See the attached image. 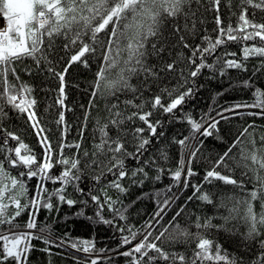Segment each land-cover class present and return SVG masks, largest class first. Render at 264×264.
I'll list each match as a JSON object with an SVG mask.
<instances>
[{
	"label": "snow or ice",
	"instance_id": "obj_1",
	"mask_svg": "<svg viewBox=\"0 0 264 264\" xmlns=\"http://www.w3.org/2000/svg\"><path fill=\"white\" fill-rule=\"evenodd\" d=\"M195 2L199 4L201 0ZM191 3L192 0H0V17L5 21L0 28V120L8 115L5 108L26 116V122L37 135L43 149V158L38 159L16 132L0 127V264H28L33 239H44V244L51 246L53 241L50 237L43 238L32 231L36 228V215L40 209L59 210V206L64 204L69 208L81 204L83 207L76 213L77 216L116 228L121 233V238L117 249L113 251L116 255L127 258V264H264V155H260L262 150L255 146L254 132H249V128L255 129V125L245 128L232 146L219 155L213 161L212 168L206 171L203 177L205 183L211 184L215 180L239 189L238 194L225 195L218 203H214L212 194L204 192L202 184H191L190 178L197 175L191 165L203 146L204 138L217 131L219 120L210 114L197 120L191 113L183 112V105L194 94V88L188 86L190 80L195 81L205 69L210 73L209 79L215 78L217 74L223 77L229 74V70L246 72L247 62L257 59L252 76L241 80L239 84L241 88L254 89L253 101L231 105L217 112L216 116L226 119L223 112L235 113L237 109L244 108L259 109L247 114L264 117V90L254 83L256 74L264 73V17L260 22L256 19L258 12L264 13V0H239L235 8L233 0H227L225 6L230 15L236 18L235 24L231 21L225 24L222 18L221 7L225 0H208L204 10L214 13L215 35L202 36L201 43L195 46L187 43L179 24L173 28V35L178 37L177 46L190 50L191 55L185 56L181 51L177 59L166 63L161 69L178 77L176 86L162 90L169 98L167 104L163 103L162 95H154L145 100L143 92L147 89L135 87L129 82L133 77L140 76L145 78L144 83L149 78H159L158 72L146 63L151 53L146 50L145 43L150 37H159L161 24L166 18L195 17L196 13L189 8ZM196 23L194 20L192 29H188L187 24L184 28L191 32ZM109 28L111 34L107 38L108 48L102 53L103 63L93 82V99L89 104L94 105L95 98L99 96L112 97L114 102L110 100L106 105L107 116L103 118V122L100 119L96 121L99 135L94 137L92 150L81 153L80 142L69 144L65 139L67 125L64 111L60 110L66 108L65 74L74 63L87 66L86 54H95L96 46L104 47L98 34L107 32ZM89 33L91 44L83 39ZM61 35L67 38L64 49L66 53L71 51V55L67 60V67L58 71L49 60L48 52L53 49L54 38ZM124 39L127 43L120 47V41ZM230 43L240 46L239 55L228 51ZM163 50L162 47L158 49L156 44L152 45L153 52ZM25 58L34 62L36 74L46 71L59 81L58 96L54 101L59 106L55 123L58 128L64 125V132L61 135L62 142L58 145V154L37 115L38 101L33 95L34 88L20 80L14 66L16 61H23ZM185 62L187 71L180 66ZM27 71L29 74L33 72L31 68ZM9 76L13 79H9ZM236 86L230 82V87ZM129 93L132 94L131 99H119L120 94L127 96ZM136 100L141 102L137 104ZM148 105L151 110L145 111ZM129 108L135 111L129 114ZM152 110H162L190 126L189 135L180 139L173 138V143L179 145L181 158L177 168L170 170L173 184L165 191L171 192L178 184H182L184 189L191 187L193 191L188 196V201L197 199L224 209L227 213L223 216L225 223L231 220L241 221L246 228L243 235L249 245L246 251L252 253L250 258L228 253L199 231L192 233L187 228H181L176 224V219L181 214L179 212L169 221L174 228L167 238L175 241L184 237V242H195V248L190 254L188 251L166 250L162 242L168 229L165 228L159 234H154L153 229L160 223L165 208L176 199L175 194L158 205L159 211L140 229L117 222L127 221V206L124 205L123 197L128 194L129 186H125L123 182L127 179L130 180V186L143 187L146 181H159L164 172V168L159 166L160 160L168 159L164 149L145 158L152 139L164 135L163 132H157L160 121L153 122L150 119ZM87 119L86 114L85 120ZM136 120L145 127H127L129 122L134 123ZM113 128L116 130L115 136L109 134ZM145 132L147 136L144 135ZM80 136L83 140V131ZM129 136L133 150H129ZM245 136L253 137L252 150L242 149L240 153L241 159L245 161L243 167L247 171L239 179L217 171L221 167L227 168L229 172L233 171L231 161L235 157L231 155L232 149ZM260 140L264 142V135H261ZM10 141H15L16 144L11 145ZM66 148H75L76 154L65 156ZM129 159L136 162L135 168L127 167L126 160ZM249 160L252 166L247 163ZM57 166L61 168L59 174L53 172ZM236 166H240L239 161ZM89 169L98 171L92 176L93 188L86 191L80 185ZM153 170L155 175H150ZM13 172L16 174L13 175ZM248 172H252V175L248 176ZM109 174L113 178L97 192L96 187ZM34 178L37 181L35 190L30 193L28 182ZM48 182L58 187L49 190L46 186ZM249 183L251 188L246 187ZM70 187L73 190L71 194L68 192ZM109 189L118 194L115 199L108 194ZM73 195L76 198H72ZM156 195L159 196L160 193L157 192ZM89 206L95 208L94 216H85L84 210ZM105 210L111 213V219L105 217ZM24 214H27L28 219L22 226L17 221ZM212 219L205 217L201 221L197 217L196 229L223 227L214 225ZM39 231L43 234L46 229L40 228ZM56 247H69L77 253H84L83 258L74 256L75 264H101L102 259H111L103 256L105 249H96L95 244L89 241L61 238ZM121 248L126 250L119 251ZM42 250L50 253V247Z\"/></svg>",
	"mask_w": 264,
	"mask_h": 264
},
{
	"label": "trees",
	"instance_id": "obj_2",
	"mask_svg": "<svg viewBox=\"0 0 264 264\" xmlns=\"http://www.w3.org/2000/svg\"><path fill=\"white\" fill-rule=\"evenodd\" d=\"M63 2V0H62ZM227 0H225V4H222L221 9L226 10ZM208 1L202 2L204 7L207 6ZM239 3V0H233V8L236 7V5ZM204 9L201 6L194 7L192 12L196 13L195 17L189 16L185 18L184 16L179 17L178 19L174 18H166L164 23L161 24V33L158 38L151 37L149 41L147 42L148 46V52L151 53L147 58V63L154 68L155 63L158 61L157 68L154 69L158 72L159 78L153 80L152 78H149L147 80V83H144L145 78L135 77L130 80V82L139 88H146L147 90L143 92V96L145 100L150 99L154 95H162L163 103L167 104L169 102V98L166 93H162V90L164 88L171 89L174 86L177 85V76L169 75L165 73L164 71H161V69L164 67L166 63H171L173 60L177 59V55L179 52L183 51L184 54H186L187 49H183L182 46H177L176 41L178 39L177 36L173 35V28L179 24L181 27V34L186 37L187 43L190 45L195 46L196 41L198 38L201 39L202 36L209 34V28L211 29V35H215L212 31L213 28V16L212 17H206L204 15ZM262 13L258 12L256 19L258 20ZM194 20L197 22L195 28L189 32L184 28V25L187 24L188 29L193 28V22ZM206 21H209V28L207 27ZM236 22V21H235ZM235 24V23H233ZM206 26V27H205ZM46 42H47V38ZM67 43V38L63 35L55 37L54 38V45L53 49L48 52L49 55L55 56L52 60L57 61L59 59V62L61 60L66 59L69 55L68 53H71V51L67 52L64 49V44ZM120 43L126 44L127 40H121ZM156 44L157 48H163V51L153 52L152 51V45ZM236 44H229L228 50H234ZM222 51V50H221ZM95 54H86L87 61H95L97 57H95ZM21 61H16L15 64L19 65ZM89 63V62H88ZM258 63L257 59H251L248 61V65H250V70H254V65ZM20 66L26 70V75L24 78H21V71H17L20 80L24 83L31 81L34 86V92L33 95L38 101L37 104V115L40 119L41 125H43L45 128L49 129L48 127L52 126V130H56V127L53 126V122L58 118V107L54 104L55 99L58 96L57 88H58V80L51 77L46 71L42 72L40 74H36L35 72V64L32 60L27 61L26 63L23 62ZM31 68L33 70L32 74H29L27 69ZM84 71L80 69L79 66L72 64L70 67H68L66 77H65V94L68 95V98H70V101L72 100L73 109L71 111L63 110L65 114V124L67 125V133L65 136L66 142L69 144H74L77 142L78 138H81L80 131L78 132V129L81 130V123L84 119V116L87 112L88 114V122L93 123L92 126L93 129L89 130L86 134L88 137H84L83 139L88 142L89 148L92 149L94 137H98L99 133L97 132V124L96 121L100 119L103 122V118L107 116V113L105 111V107L108 104V102L111 100L114 102L112 97H103L99 96L95 98L94 105L90 106L89 101L93 99L92 95H89L90 89L87 83V76L83 73ZM247 71L245 74H239V75H225L223 77H220L218 74L215 78L219 79L221 83L227 84L229 87V92L227 94V101L223 104L219 103V98L217 96L218 89L214 90V85L211 82V79H209L210 73H207L204 75L205 81L204 86L205 89H203L199 95V100H196L195 94H193L192 97L188 98L186 103L183 105V112L191 113L194 119L199 120L201 117H207V115H211L215 117L217 120H219V123L217 125V131L213 132L212 136H209L207 138H204L203 146L200 150V158L207 162L209 161L210 168L213 166V161L218 158L219 155H222L223 152L228 150L227 146L222 141V136H226L225 140H232L233 134L239 132H234L235 130H241V132L247 128L249 125L254 124L255 129L249 128V132H254V138L256 141V148L261 149L262 153H264V142H261L260 137L261 135H264V117L261 116H252L253 121L251 123H245L246 117L245 114H247L249 111H259V109H239L238 114L235 116V119L228 118L225 113L223 114L226 119H221L220 117L216 116V113L219 111H222L223 109L238 104L239 102L244 103L248 102L251 103L253 101V96L251 95L249 98H245L242 95H240V92H243L244 88L239 87L240 81L244 79L245 75H247ZM252 76V75H251ZM9 79H13V77L9 76ZM218 80V81H219ZM255 81L259 83L257 87L264 90V87L262 85L261 81V75L255 77ZM231 84L237 85L236 87H230ZM192 85V82H191ZM32 86V84H31ZM253 91V90H252ZM129 96V94L127 95ZM132 96V94L130 95ZM192 101H195L193 104L190 103L191 99ZM141 102V101H140ZM139 102V103H140ZM138 103V104H139ZM214 103V104H213ZM217 104V105H215ZM146 111L151 110L150 105L146 106ZM5 111L8 113V115L0 120V127L5 129L6 131H12L16 132L21 140L29 146V148L37 155L38 159L43 158V149L41 147V144L39 142L38 137H36L34 140L31 141V137L28 134H31L30 131L26 130V116H23L21 114H18L17 112L13 111L11 108H5ZM153 115L150 117V119L154 122L156 120L160 121V125L157 128V132H163L164 135L160 136L158 139L153 138L152 141H156L154 143L153 149L149 148V152L145 154V156H150L153 153H158L159 149H164L167 152L168 159H172L173 156H178L177 148L179 145H176L173 143V138H183L184 136H187L183 134V131H180V128H171L170 126H167L169 121L166 118H163L162 110H152ZM226 112V111H225ZM161 119H160V116ZM180 115V113H179ZM92 116H94V119H92ZM138 121V120H137ZM140 124V127H145L142 122L138 121ZM187 125L186 122H182ZM29 126V125H28ZM77 127V131L75 132L74 129ZM63 132H64V125H62ZM29 129L32 130L29 126ZM58 130H56L57 133ZM114 133H116V130L113 128L111 129ZM56 133L54 134V137H49L56 153H59V143H61V135L60 131L56 136ZM219 133L220 137L215 138V134ZM233 133V134H232ZM147 136V132L144 134ZM84 136V134H83ZM248 140V146L252 147V136H246ZM11 145H15V141H10ZM129 150L132 149V144L129 146ZM240 153L233 152L231 155L235 157L233 161H231L233 171L230 173L233 174V176L236 179L241 178V174L246 172L247 169L243 167V164L245 161L241 159ZM65 156H72L75 153V148L71 149H65L64 152ZM264 155V154H263ZM163 161H159V166L162 165ZM239 161L240 166H236V162ZM249 165H251V161H247ZM127 167L129 169L136 167V162L134 160L129 159L126 163ZM61 168L60 166H57L53 169V172L55 174H59ZM98 170H86V173L83 177V180L81 182V187L85 188L87 191L89 188H93L94 182L92 180V176L95 175V173ZM200 171V170H199ZM217 171L223 172H229L227 168L221 167L218 168ZM186 172V171H185ZM196 172V171H194ZM197 173V172H196ZM16 173L13 172V175ZM150 175H155V171H151ZM252 172H248V176H251ZM197 176V175H195ZM192 176L190 178V183L194 184L196 177ZM113 177L111 174L107 176V181L111 180ZM183 178V176H182ZM107 181L103 182L101 185L96 187L97 192L99 191V188L103 187L104 184L107 183ZM36 179L28 182L29 192L32 193L35 190L36 185ZM125 186H129V192L126 196L123 197V199L127 202L125 203V206H127V220L133 221L134 218L137 217L135 214H138L142 212L143 209H145L146 204L148 208L152 209V217L159 211L158 205L163 204V199L157 200L156 202H153L154 198H157L156 195L157 192L163 193V191H160V185L157 183L150 181H146L143 187H136V186H130V180H125L123 182ZM203 185V191L208 192L213 195L218 196L220 198H223L225 195L231 196L239 193V189H234L232 185H225L220 186L219 181H212L211 184H205L204 182L201 183ZM49 190H51L53 187H58V185H52L50 182L46 185ZM246 187L251 188V184H247ZM193 189L191 187H188L187 189L180 190V193L177 194L176 199L170 204V206L166 207L165 210L162 213V216L160 218V223L156 225V227L153 229L154 234H159V232L164 231L165 228L168 229V231L165 233V242L164 245L168 242V235L169 233H173L174 226L169 224V221L172 220L174 216L179 212L181 213L180 216L176 219V224H178L181 228H185V223L190 224V222H196V216L197 210L204 211L209 213L211 211L210 204L202 202L197 199H193L191 201H188V196L192 195ZM68 192L71 194L73 192L72 188L70 187L68 189ZM144 193H149V196H144ZM108 194L112 196L114 199L117 197V193L114 190L109 189ZM137 197H141L140 199H137ZM171 197V196H170ZM169 197V198H170ZM72 198H76L75 195H73ZM135 201V203H132ZM214 203H216V199H213ZM129 206H131L129 208ZM178 207L175 209V207ZM133 208V209H131ZM257 208L259 209V205L257 204ZM208 209V211H206ZM95 210L92 206L87 207L85 211L86 216H94L93 213L87 214L86 211ZM196 213V214H195ZM224 216V214H223ZM184 217V220H183ZM138 221L134 223L137 224L136 228L140 229L147 221H149L151 218H145V217H137ZM28 217L27 214L22 215L20 218H18V223H20L22 226L24 223H26ZM183 222H185L183 224ZM96 233H93L94 236H97L98 241L101 240H107L110 241L112 244H119L120 236L116 233H113L109 231L107 227H105L103 224L96 223ZM223 227H214L212 229H199L203 232H205L206 238L214 241L215 243L222 246L223 249L227 250L230 254H235L239 256H245V258H250L252 253L246 251V247H248V242L244 239V236L241 234V230L237 226V223H234L233 221L225 223V221H221L216 226ZM50 227L49 230L46 228ZM40 228H45L46 231L41 234ZM216 228V229H215ZM246 229V228H245ZM95 229L93 228V225H90L80 219H75L70 215V212L68 211V207L66 204L60 205L59 210H52L49 211L47 209H40V211L36 215V228L32 231H34L37 235H42L43 238H51L53 241L51 246L44 244V239H33L31 241V244L33 245V250L29 254V260L28 264H75L71 261V259L68 257V253L63 248L56 247V244L60 241L61 238L70 239L72 236H79L82 241H89L94 242V240L91 237H94L92 235V231ZM67 234V236H65ZM126 234V233H125ZM173 241V240H172ZM192 241V240H191ZM178 246L175 248V245L173 247H170L172 250L177 252H185L188 251L189 254L191 253V250L195 248V242L192 241V245L188 247L186 246V242H184V237H179L177 240L174 241ZM170 245V244H169ZM45 247H50V253L45 252L42 249ZM95 247L97 249V245L95 244ZM69 248V247H68ZM101 262L105 264L104 260L102 259ZM112 264H127V258H123V260L120 259L119 256L114 257L111 260Z\"/></svg>",
	"mask_w": 264,
	"mask_h": 264
},
{
	"label": "bare ground",
	"instance_id": "obj_3",
	"mask_svg": "<svg viewBox=\"0 0 264 264\" xmlns=\"http://www.w3.org/2000/svg\"><path fill=\"white\" fill-rule=\"evenodd\" d=\"M205 1H208V0H201V2L199 3V4H197L196 2H195V0H192V3L189 5V8L193 11V9H194V7H198V6H201L202 8H205L204 7V5L202 4V2H205ZM188 9H186V11H187ZM221 12H222V18L224 19V22H225V24H227L228 22H232V23H235V21H236V18L235 17H232L231 15H230V12H229V10H228V8L226 9V10H222L221 9ZM204 15L208 18V17H212L213 16V23H214V13L212 12V11H205L204 10ZM262 17H264V13H262L261 14V16L259 17V19L257 20L258 22H260L261 21V18ZM4 23V20H3V18L2 17H0V25H2ZM205 25H207V27L209 28V21H206V24ZM206 27V26H205ZM216 26H215V23L213 24V28H212V31H213V29L215 28ZM209 30V34L208 35H211V29L209 28L208 29ZM111 34V31H110V28L107 30V32H101V33H99L98 34V39H100L101 41H103L104 42V47H99V46H96V53H101V55L100 54H96L95 55V57H97L96 59H95V61H88L89 63H87V66H85V64H83V63H74V65H77V66H79L80 67V69L81 70H83L84 72V74L87 76V78H88V80H87V83H88V86H89V89H90V92H89V95H91V93H92V85H93V82H94V80H95V78H96V74H97V72L100 70V66H101V64L103 63V60H102V53L108 48V45H107V38H108V36ZM84 42H87V43H92V40H91V38H90V33L87 35V36H85L84 38ZM149 39H151V37L149 38ZM149 39H148V41H149ZM147 41V42H148ZM196 41V44H199V43H201V39L200 38H198L197 40H195ZM145 43V48H146V50L148 51V46H147V44L148 43ZM125 44H123V43H120V47H123ZM228 51H231V50H228ZM239 51H240V46L239 45H237L236 44V46H235V48H234V50H232V52H237V54L239 55ZM112 54L114 55L115 54V46H113V52H112ZM68 55L70 56L71 55V53H68ZM188 55H191V52H190V50H188L187 49V52H186V54H185V56H188ZM69 56L66 58V59H64V60H61L60 62H59V59H57V61H53L52 59L55 57H53V56H51V55H49L48 54V58H49V60H51L54 64H55V66H56V68H57V70L59 71V70H63V68H65V67H67V60H68V58H69ZM148 58V57H147ZM31 59L30 58H25L23 61H21L20 62V64L19 65H16V64H14V66L16 67V69H17V71H21L22 72V74H21V78H24L25 77V75H26V70L24 69V68H22V66H20L23 62H27V61H30ZM209 62H211V61H209ZM146 63H147V60H146ZM248 63V62H247ZM157 64H158V61L155 63V65H154V69H156L157 68ZM181 67H184L185 68V71H187V65H186V62L184 63V64H181L180 65ZM253 71L254 70H250V65H248V70H247V75H245V77L244 78H247V77H249V76H251L252 75V73H253ZM207 73H209L208 72V70L207 69H205L204 71H203V73L200 75V76H198L197 78H195V81H191L190 80V82H189V85L188 86H191V87H193L194 88V94H195V97H196V100H199V95H200V93H201V91L203 90V89H205V86H204V81H205V77H204V75L205 74H207ZM246 72H239V71H236V70H229V76H231V75H239V74H245ZM257 75V77L258 76H260L261 75V81H262V85H263V87H264V73H257L256 74ZM65 77H66V74H65ZM143 77V76H142ZM133 78H135V77H133ZM219 79H217V78H212L211 79V82H212V84L214 85V90H216V89H218L217 91H215L216 93H223V95H217L218 96V98H219V103L220 104H223L224 102H226L227 101V94H228V90H229V87L227 86V84H224V83H221L220 82V80L218 81ZM130 82V81H129ZM191 82H192V85H191ZM27 84H29V85H31L32 84V87L35 89V86H34V84L31 82V81H29V82H26ZM254 83H255V86L257 87V85L259 84V83H257L255 80H254ZM58 84H59V81H58ZM130 84H132L131 82H130ZM133 85V84H132ZM134 86V85H133ZM135 87H137V86H135ZM241 90H242V88H241ZM254 90V89H253ZM131 95V93H129V96H125L124 94H120V96H119V99L121 100V101H123V100H125V99H131L132 98V96H130ZM240 95H242L243 97H245V98H249L251 95H252V90H249V89H244L243 90V92H240ZM65 96H66V99H65V101H64V104H65V106H66V108H63V110H67V111H71L72 109H73V105H72V100L70 101V98H68V95H66L65 94ZM193 98H194V96H193ZM193 98L191 99V101H190V103L191 104H193L195 101H192L193 100ZM140 102V100H136V103L138 104ZM235 103H237V102H235V100H234V104ZM239 103H241V102H239ZM214 104V103H213ZM215 105H217V104H215ZM59 108V107H58ZM228 108V107H227ZM128 113L130 114L132 111H135V109H132V108H129L128 110ZM146 111V110H145ZM238 112H239V109H237L236 110V112L235 113H232V112H224L225 113V115L228 117V118H232V119H235V116L238 114ZM163 113V112H162ZM223 113V114H224ZM86 114H87V112H86ZM85 114V115H86ZM88 115V114H87ZM177 115H179V113H177ZM160 116V115H159ZM163 118H166L168 121H169V123L167 124V126H170L171 128H180V131L182 132L183 131V134H185V135H189V132H190V126L187 124H184V123H182V122H180V121H178L177 119H175V118H173L170 114H165V113H163ZM245 117H246V120H245V123H251L252 121H253V119H252V116L251 115H248V114H245ZM92 119H94V116H92ZM160 119H161V116H160ZM81 130H80V128L78 129V132L80 131V133H81V131H83V134H84V136L83 137H88V138H90L89 136H87L86 134L88 133V131L89 130H91V129H93V123L91 124V123H89L88 122V119L87 120H85V116H84V119H83V121H82V123H81ZM43 126V125H42ZM53 126L54 127H56V130H58L57 131V133H56V130H54V132H53V130H52V126H50V127H48L49 129H47V128H45L44 126V128L46 129V132H45V134L48 136V137H54V134L56 133V136H57V134L59 133V131H60V134H62L63 133V128H62V125L58 128L57 127V125H56V123H55V121L53 122ZM127 127H140V124H139V122L136 120L134 123H132V122H129L128 123V125H127ZM26 130L27 131H30L31 132V134H28L30 137H31V141L32 140H34L36 137H37V135L35 134V132L33 131V130H30L29 129V126L26 124ZM74 131L76 132L77 131V127H75V129H74ZM239 132V134L238 133H232L233 134V139L232 140H225L226 139V136H222V141H223V143L227 146V148H229L230 146H232V144H233V142L236 140V138L240 135V133H241V130L239 129V130H235L234 132ZM110 135H112V136H115L116 135V133H114L113 131H110V133H109ZM217 137V139H218V137H220V134L219 133H216L215 134V138ZM128 141H129V145L128 146H131V136H129L128 138ZM77 142H80L81 144H82V148H81V153L84 151V150H88V151H91L92 149L91 148H89V147H87L88 146V142H86L84 139L83 140H81V138H78L77 139ZM156 141H152L151 142V144L149 145V148L150 149H153V145H154V143H155ZM130 149V148H129ZM246 150V151H251L252 150V147H249L248 146V140H247V137L245 136V137H243L242 139H241V142L239 143V144H237L236 145V147H234L233 149H232V151L233 152H237V153H239V152H241V150ZM76 149H75V153H76ZM177 153H178V156H173V158L172 159H167L166 161H163L162 163V165H160L161 167H163L164 168V172L161 174V179L159 180V181H152V182H154V183H157V184H159L161 187H160V191H163L164 190V192L163 193H160V195L157 197V198H154L153 199V202H156L157 200H160V199H163V200H165L166 198H169L170 196L172 197L173 196V194H175L176 195V197H177V194H179L180 193V190H182L183 189V185L182 184H178V185H176L175 187H173L172 188V191L171 192H166L165 190L168 188V186L169 185H171V184H173V181L171 180V177H170V170L171 171H174L176 168H177V166H178V164H179V160H180V148L178 147L177 148ZM201 153L199 152L198 153V156H197V158L193 161V163H192V165H191V167H192V169H193V171H196L197 172V176H195L196 177V179H195V182H194V184H197V183H199V184H201V183H203L204 182V179H203V177H204V175H205V173H206V171H208L209 169H210V165H209V161H207V162H204L201 158H200V155ZM264 153H260V155H263ZM148 156H145V158H147ZM186 158V157H185ZM127 161L128 160H126V163H127ZM249 166H252V164L251 165H249ZM200 170V171H199ZM185 171H186V169H185ZM151 172V171H150ZM95 174H97V172L95 173ZM222 174H226V175H232L233 176V174L232 173H230V172H223ZM233 178H235L234 176H233ZM183 179V178H182ZM105 181H107V178H106V180ZM104 181V182H105ZM205 184H207V183H205L204 182V185ZM220 186H225V185H223L221 182H220ZM80 199H83V197H79ZM213 199H216L217 201H216V203H218L219 202V200L220 199H222V198H220V197H218V196H215V195H213ZM123 202H124V205H125V203H127L124 199H123ZM68 207V206H67ZM81 207H83L81 204H77V205H75L74 207H72V208H69L68 207V211L70 212V215L73 217V218H75V219H80V220H82V221H84V222H86V223H88V224H90V225H93V228L95 229L94 231H92L91 233H92V235H93V233H96V223H94V222H92V221H89L88 219H86L84 216H77L76 215V213L81 209ZM131 206H129V208H130ZM175 207V209H177L178 207H176V206H174ZM210 207H211V211H209V213H207V212H204V211H200V210H197L196 212H197V215H195L196 216V220H197V217H200L201 218V221H203V218H205V217H212L213 219H212V223L214 224V225H218V223L219 222H221V221H224L223 220V214H224V216L227 214L226 212H225V210L224 209H218V208H215L212 204H210ZM131 209H133V208H131ZM257 210H258V208H257ZM206 211H208V209L206 210ZM86 213L87 214H91V213H93V214H95V210H90V211H86ZM196 214V213H195ZM104 215H105V217L106 218H108V219H111L112 218V216H111V213H109L107 210H105V212H104ZM86 216V215H85ZM135 216H137V217H145V218H152V209L151 208H148V206H147V204H146V207H145V209H143L142 210V212H140V213H138V214H135ZM137 217H135L134 218V222H137L138 221V218ZM183 220H184V217H183ZM185 221V220H184ZM231 221H233L234 223H237V226L239 227V229H242L241 230V234L243 235L245 232H246V229H245V226H244V224L241 222V221H239V220H231ZM119 224H121V225H124V224H129V225H133V226H135V228H136V226H137V224H139V223H134L133 221H130V220H127V221H117ZM228 222H230V221H228ZM185 222H183V224H184ZM105 227H107L108 229H109V231H111V232H113V233H116V234H118L119 236H120V232L119 231H117L116 230V228H114V227H110V226H108V225H105V224H103ZM185 228H187V229H189L192 233H196L197 231H199L202 235H204L205 237H206V235H205V232H203V231H201V230H198V229H196V227H195V222H190V224H186L185 223ZM47 230H49L50 229V227H47L46 228ZM212 229V228H211ZM216 229V228H215ZM127 234V233H126ZM94 236V235H93ZM244 236V235H243ZM93 240H94V242H95V244L97 245V249H105L106 251H105V253L103 254V256H105V257H110L111 259L110 260H106V259H103L104 260V262H105V264H112L111 263V260L114 258V257H117L118 255H116L115 254V252L113 251V250H115V249H117V247H118V245L119 244H112L110 241H107V240H101V241H98V239H97V236H94V237H91ZM70 240H79V241H82L81 240V238L79 237V236H72L71 238H70ZM165 242V239L163 240V242L162 243H164ZM170 244V245H169ZM175 245V248L178 246V244H176L174 241H172V240H168V242L164 245V247H165V249L166 250H169V251H174V250H172L170 247H173ZM187 245H188V247L189 246H191L192 245V241L191 240H188V242H186V246L185 247H187ZM63 249L64 250H66L67 251V253H68V257L71 259V261L72 262H74L75 263V260H74V256H80V257H84V253H82V252H80V253H77L74 249H71V248H68V247H63ZM124 250H126V249H124V248H121V249H119V251H124ZM120 257V259L121 260H123V258L124 257H122V256H119ZM101 264H103L102 262H101Z\"/></svg>",
	"mask_w": 264,
	"mask_h": 264
}]
</instances>
